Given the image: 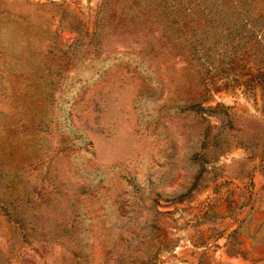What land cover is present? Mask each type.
<instances>
[{"label": "rangeland", "instance_id": "rangeland-1", "mask_svg": "<svg viewBox=\"0 0 264 264\" xmlns=\"http://www.w3.org/2000/svg\"><path fill=\"white\" fill-rule=\"evenodd\" d=\"M174 229L264 264V0H0V264H156Z\"/></svg>", "mask_w": 264, "mask_h": 264}, {"label": "built area", "instance_id": "built-area-1", "mask_svg": "<svg viewBox=\"0 0 264 264\" xmlns=\"http://www.w3.org/2000/svg\"><path fill=\"white\" fill-rule=\"evenodd\" d=\"M176 234L175 244L165 252H163L157 260L156 264H197L200 259V252L215 253V256L222 254V248L225 241L220 239L216 243L210 242L204 247H197L186 231L174 229Z\"/></svg>", "mask_w": 264, "mask_h": 264}, {"label": "crops", "instance_id": "crops-1", "mask_svg": "<svg viewBox=\"0 0 264 264\" xmlns=\"http://www.w3.org/2000/svg\"><path fill=\"white\" fill-rule=\"evenodd\" d=\"M252 234L254 235V231H252ZM253 235H252V236H250V237H254ZM253 239H254V238H253ZM251 243H253V241H251Z\"/></svg>", "mask_w": 264, "mask_h": 264}]
</instances>
